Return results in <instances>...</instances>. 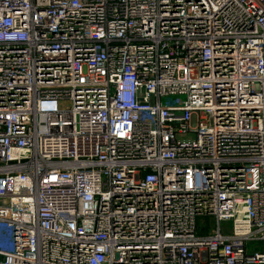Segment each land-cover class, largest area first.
<instances>
[{
	"label": "built area",
	"instance_id": "obj_1",
	"mask_svg": "<svg viewBox=\"0 0 264 264\" xmlns=\"http://www.w3.org/2000/svg\"><path fill=\"white\" fill-rule=\"evenodd\" d=\"M0 264H264V0H0Z\"/></svg>",
	"mask_w": 264,
	"mask_h": 264
},
{
	"label": "rangeland",
	"instance_id": "obj_2",
	"mask_svg": "<svg viewBox=\"0 0 264 264\" xmlns=\"http://www.w3.org/2000/svg\"><path fill=\"white\" fill-rule=\"evenodd\" d=\"M176 96L175 95H169L162 97V102L164 104H174L175 103ZM198 224L199 227L203 230H200V233H207L208 231L212 230L213 228L217 227V222L213 219V217H198ZM226 226V223H222V226Z\"/></svg>",
	"mask_w": 264,
	"mask_h": 264
}]
</instances>
